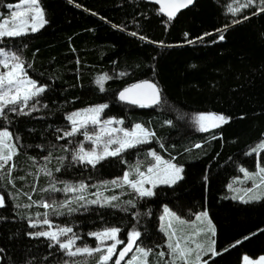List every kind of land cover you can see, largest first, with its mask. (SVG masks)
I'll return each instance as SVG.
<instances>
[{"label":"trees","instance_id":"trees-1","mask_svg":"<svg viewBox=\"0 0 264 264\" xmlns=\"http://www.w3.org/2000/svg\"><path fill=\"white\" fill-rule=\"evenodd\" d=\"M18 2L0 0V12ZM38 2L43 27L0 40V49L18 55L27 75L45 89L28 102L27 114L6 109L0 116V130L10 131L16 147L0 169V264H97L101 253L70 257L52 240L35 236L49 229L29 226L42 221L45 211L52 228L72 229L60 240L75 238L73 250L95 248L90 233L119 228L123 243L137 231L136 245L166 252L159 219L168 207L186 220L207 212L215 252L203 258L206 264H241L244 255H264V198L242 202L232 192L241 168L264 167V151L252 152L264 139V3L240 7L246 0H196L169 20L146 0ZM229 6L240 10L230 12ZM105 74L110 79L101 91L96 79ZM142 81L159 90L156 106L119 101L123 89ZM103 104L108 107L101 120L119 119V127L128 130L141 124L154 136L92 167L72 156L81 144L90 146L83 132L93 134L95 126L59 137L72 128L68 115ZM210 113L228 122L193 131L195 117ZM149 152L181 167L183 178L156 186L150 197L125 186L111 192L119 199L109 206L87 203L95 186L137 164L145 171L154 163ZM80 184L85 192L63 191ZM81 195L85 200L76 199ZM44 202L55 207L46 210L39 206Z\"/></svg>","mask_w":264,"mask_h":264},{"label":"snow or ice","instance_id":"snow-or-ice-1","mask_svg":"<svg viewBox=\"0 0 264 264\" xmlns=\"http://www.w3.org/2000/svg\"><path fill=\"white\" fill-rule=\"evenodd\" d=\"M160 4V11L165 13L169 20L174 18L175 14L184 7L192 4L193 0H154ZM264 3V0H261ZM252 3V0H246V4L240 7H246ZM27 6V7H24ZM12 8L13 6H9ZM15 9L10 13V19L0 16V40L5 37H18L25 35L30 30L31 32H36L40 27L46 23L44 19V14L39 6L38 0H20L15 6ZM239 7L232 8L229 6L230 12L239 11ZM264 11V8L261 9ZM35 13L33 16H29V13ZM223 39V36H221ZM107 79H110L106 74L98 76L96 79V84L100 87L101 91H104V83ZM137 89H149L150 94L145 98L139 95ZM45 89L43 87H38L36 82L31 80L26 72L24 62L21 58L14 53H7L0 49V116H2L6 109L10 111H19L20 114H27L24 109L28 107V102L34 97L39 96L43 93ZM119 99L131 104H139L141 107L148 106L149 104L158 103L160 100V93L156 86L148 83L133 85L131 88H126L124 91L120 92ZM108 105H98L95 107H90L84 109L83 111L73 112L67 116V120L71 123L72 128L70 131L64 132L61 139L66 137H72L81 132L82 129H86L89 125L95 126L96 131L93 134L84 131L83 136L85 141L91 142L92 148L86 150L81 144L78 149L73 153L72 159L74 161H79L80 163H85L95 167L97 163L106 159L110 156H119L122 152L129 148L136 147L139 144L148 143L150 138L154 136L150 130L144 128L141 124H136L131 130L113 127L112 125L123 124L121 120L105 119L101 120V114ZM195 122L199 125L200 131H206L209 127H218L222 123H227L228 120L223 115L217 114H200L195 117ZM206 122H208L206 124ZM13 139L12 134L8 130H0V169H3L9 161L13 159L16 154V147L11 143ZM18 139V137H17ZM199 147V145H197ZM264 151V142L260 143L258 146L252 149V152L259 155ZM149 156L155 161L154 164L147 167L146 171L141 170V166L137 164L129 171H126L120 180H113L111 184L117 187L127 186L129 189L134 191L138 197H150L153 193V188L157 184H175L178 180L182 179L181 172L183 169L178 167L171 160H164L155 152H149ZM11 169H9V172ZM59 171V169H57ZM245 177L253 179L259 177L260 184H255V187H260L264 184V167H258V170L254 174H249L244 169ZM51 175V173H47ZM135 177V178H133ZM145 185H151V187H145ZM231 188V186H229ZM47 191V189H45ZM52 191H60V189L52 188ZM65 193L71 192H85L86 186L80 184L77 186L66 185L63 189ZM239 191V190H237ZM253 193V189L244 190L242 196L238 198L244 200L247 196L249 199H258L256 195H249ZM95 200L87 201L89 204H100L101 206L109 205L112 201L119 199L118 196L113 195L111 197H104L102 192H97ZM101 198H103V203H101ZM234 199L237 197H233ZM31 199V196H29ZM77 200H85L83 195L78 196ZM247 202V201H245ZM67 203L61 204L60 207H67ZM132 204V201H128ZM4 206V198L0 197V207ZM44 209L54 208L53 204L44 202L39 205ZM134 206V205H133ZM27 207V205H26ZM69 211H74V209H69ZM39 215V214H38ZM48 212L43 213V220L37 221L36 223H30V227H36L38 224L47 225L49 229L53 227L50 220L48 219ZM206 219L207 213L204 212L197 216V220L201 218ZM162 222L161 230L165 232L168 236V256L169 259L165 261V264H197L200 261V251L203 249V245L199 244L195 240V233L192 236L177 234L178 230L175 228L176 224L185 225V221L180 219L174 212L170 211L167 207L164 208V215L160 217ZM208 227L213 231L211 222L209 221ZM72 229L57 227L55 231H41L35 233V236H43L54 243L58 244L60 249L65 250L66 254L70 257H75L77 255H88L91 256L95 253H101L97 264H108L112 260L113 256L116 255L117 246L123 241L118 238L120 232L119 228H106L103 231L93 232L89 235L97 240V246L95 248L89 247H76L75 238H69L66 242L60 240L61 236H65L71 233ZM140 233L137 231L130 232L128 234V241L126 246L119 252L116 257L114 264H121L129 252L133 251L136 240L139 238ZM107 241H112L111 244H107ZM194 244L195 247H190ZM135 252L139 256H133L126 261V264H134L135 261L141 258L144 259V264H147L146 258L150 255L149 250L142 249L140 247L135 248ZM193 253H195V259H192ZM159 257L161 260L164 259L165 253L160 252ZM245 264H249L248 258L245 257ZM256 264H264V257H261Z\"/></svg>","mask_w":264,"mask_h":264},{"label":"rangeland","instance_id":"rangeland-1","mask_svg":"<svg viewBox=\"0 0 264 264\" xmlns=\"http://www.w3.org/2000/svg\"><path fill=\"white\" fill-rule=\"evenodd\" d=\"M19 3V2H18ZM17 4V3H16ZM16 4H14V5H12L13 7H12V9H11V11H13V10H17V9H15V5ZM24 7H27V6H24ZM11 11H9L8 13H2V12H0V16H2V17H4V18H8V19H10L11 17H10V13H11ZM33 15H35V13L33 12V13H29V16H33ZM0 22H2V20H0ZM42 27H40L38 30H40ZM37 30V31H38ZM28 32H31L30 30L28 31ZM29 77V76H28ZM30 78V77H29ZM31 80H33L32 78H30ZM34 81V80H33ZM37 84V83H36ZM38 87H42V86H39V85H37ZM44 88V87H43ZM83 111V110H82ZM116 120H119V119H116ZM208 122H206V124H207ZM113 127H119V125H112ZM133 128V127H132ZM131 128V129H132ZM130 129V130H131ZM192 130L193 131H200L199 130V125H197V123L196 122H194V124L192 125ZM262 142H264V139L260 142V143H262ZM11 143L13 144V142L11 141ZM91 143V142H90ZM260 143H258L256 146H258ZM255 146V147H256ZM84 148L86 149V150H90L91 148H92V144H90V146H84ZM163 159V158H162ZM165 160V159H164ZM154 163H155V161H154ZM153 163V164H154ZM173 163V162H172ZM152 165V164H151ZM258 167H263V166H257L256 167V169L254 170V171H248V170H246V169H244V168H241V169H244L245 171H247L250 175L251 174H254V173H256L257 172V170H258ZM146 169L147 168H145V171H146ZM123 175H124V173H123ZM123 175L119 178V179H117V180H120L122 177H123ZM181 176H182V172H181ZM133 178H135V177H133ZM255 184H260V180H259V177H256L255 178V182L253 181V179H251V178H247V177H245V175H244V172H242L241 171V175L238 177V178H236L235 180H234V183H233V188H232V192H233V197H237V198H235V199H237V200H240V201H242V202H245V201H247V202H252V201H257V200H259V199H261V198H264V184H261L260 185V187H258V188H256L255 187ZM159 185H168V184H157V186H159ZM145 187H151V185H145ZM116 188H120V187H117V186H115V185H113V184H111V181L110 182H105V183H102V184H100L99 186H95L94 187V189H95V191L93 192V193H91L90 195H89V201L90 200H95L97 197H96V193L97 192H102L103 193V196L104 197H111V196H113L114 194H112L111 192L114 190V189H116ZM253 189V193H249V195H256V196H258L259 198L258 199H249L247 196H245L244 197V200H241V199H239L238 197L239 196H242L243 195V193H244V190H247V189ZM154 189V188H153ZM152 189V190H153ZM237 190H239V191H237ZM91 195H92V197H91ZM113 202V201H112ZM111 202V203H112ZM101 203H103V198H101ZM109 205H111V204H109ZM109 205H105V206H109ZM165 208V207H164ZM164 208H163V212H162V214H161V216L162 215H164ZM168 208V207H167ZM169 209V208H168ZM170 210V209H169ZM171 211V210H170ZM204 212H206V211H204ZM204 212H201V213H199L197 216H199V215H201L202 213H204ZM207 213V212H206ZM160 216V217H161ZM197 216H195V218L194 219H192V220H186V219H183V218H180V219H182V220H184L185 221V225H179V224H176L175 225V228L178 230V232H177V234L179 235V234H181V231H182V233H183V235H185V236H192V235H194L195 233H199L198 235H195V240H196V242H198L199 244H201V245H203V249L202 250H199L200 251V256H201V259H200V261H198L197 262V264H206V262H203V258L206 256V255H209V254H214V252H215V240H214V234H213V231L212 230H210L209 229V227H208V223H209V221H210V218H209V216H208V214H207V218L206 219H204L203 217L201 218V220H197L196 219V217ZM211 222V221H210ZM159 226H160V230H161V226H162V222H161V220L159 219ZM211 226H212V229H214V227H213V225H212V223H211ZM49 230H51V231H55L56 229L55 228H51V229H48V230H46V231H49ZM162 231V230H161ZM162 233L165 235V237H166V252H164L163 250H154V251H150V255L146 258V260H147V264H165V261H167L168 259H169V256H168V252H169V249H168V247H167V245H168V236L165 234V232L164 231H162ZM66 236V235H65ZM62 237V236H61ZM119 238V237H118ZM69 239V237H67L66 239H65V242L67 241ZM97 241V240H96ZM98 243V242H97ZM112 243V241H107V244H111ZM127 244V243H126ZM126 244L125 243H121V244H119L118 246H117V249H116V255H114L113 256V258H116L117 256H118V254H119V252L126 246ZM97 246V245H96ZM136 247H140V246H138V245H136V242H135V245H134V248H133V251L132 252H129L128 254H127V256L125 257V259H124V261H122V263H124V264H126V261L128 260V259H130L131 257H133L134 255L135 256H139V254L138 253H136L135 252V248ZM190 247H195V245L194 244H192V245H190ZM141 248V247H140ZM142 249H144V248H142ZM160 252H164L165 253V257H164V259L163 260H161V258L159 257V253ZM245 257H247L248 258V261H249V264H256V262L257 261H259L260 260V258L261 257H264V255H261V256H259V257H257V258H255V259H253V258H250V257H248V256H246V255H244L243 257H242V260H241V264H245ZM144 259L145 258H141V259H138L137 261H135L134 262V264H144ZM192 259L194 260L195 259V253H193V256H192Z\"/></svg>","mask_w":264,"mask_h":264},{"label":"water","instance_id":"water-1","mask_svg":"<svg viewBox=\"0 0 264 264\" xmlns=\"http://www.w3.org/2000/svg\"><path fill=\"white\" fill-rule=\"evenodd\" d=\"M146 1H147L148 3H151V4L156 5V6L158 7L159 13H160L163 17H166L167 19H169L168 16H167L165 13H163V12L160 11V4H159V3L154 2V0H146ZM195 1H196V0H193L192 4L188 5L187 7L181 8V9L175 14L174 18H172L171 20L175 19L180 13H182V12H184L185 10L191 8V7L193 6V4L195 3ZM144 83H148V84H152V85H154V84H153L152 82H150V81H142V82L136 83V84H134V85H137V84H144ZM132 86H133V85H132ZM132 86H129V87H127V88H131ZM154 86H155V85H154ZM125 89H126V88H125ZM125 89H123L122 91H124ZM122 91H121V92H122ZM136 92H137L139 95H141L142 97H144V98H145V102H147V101H146L147 95L150 94V90H149V89H137ZM119 94H120V93H119ZM118 99H119V96H118ZM119 101H120L121 103H123V104L129 105V106H132V107H140V108H152V107L156 106V105L159 103V102H158V103H155V104H149L148 106L141 107L139 104H131V103H127V102H125V101H121L120 99H119ZM121 263H122V262H121Z\"/></svg>","mask_w":264,"mask_h":264}]
</instances>
